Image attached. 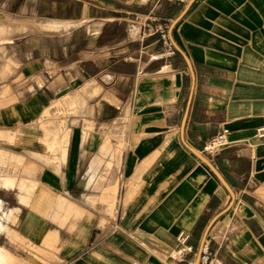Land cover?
I'll return each mask as SVG.
<instances>
[{
	"label": "crops",
	"instance_id": "crops-1",
	"mask_svg": "<svg viewBox=\"0 0 264 264\" xmlns=\"http://www.w3.org/2000/svg\"><path fill=\"white\" fill-rule=\"evenodd\" d=\"M55 1L40 5L60 15L39 17L36 0H0V24L25 14L45 27L21 37L12 25L0 40V133L29 127L57 99L97 97L86 123L55 142L67 143L64 163L40 175L69 197L112 191L91 206L64 202L81 218L61 238L63 264H194L217 215L204 240L212 264H264V0ZM223 129L227 145L204 153ZM10 257L0 246V264Z\"/></svg>",
	"mask_w": 264,
	"mask_h": 264
},
{
	"label": "rangeland",
	"instance_id": "rangeland-1",
	"mask_svg": "<svg viewBox=\"0 0 264 264\" xmlns=\"http://www.w3.org/2000/svg\"><path fill=\"white\" fill-rule=\"evenodd\" d=\"M40 4L41 0H36L37 13L41 15L39 17L60 15L61 11L59 8H55L56 6L52 8L53 10H47ZM23 15L25 14H22L19 19L8 15L5 17L3 24H0V40L9 39L12 25H14L15 33H19L21 37L26 36V31L30 28L36 30L45 28L42 22L36 23L35 20ZM85 87L84 85L83 88L85 89ZM98 92H100V88L95 89V93ZM67 98L54 101L52 106L46 108L35 123L15 131L13 136L7 137L5 133H0V203L2 201L1 206L4 210L2 216L6 218L13 214L15 218L18 217L17 223L14 221L15 223L3 224V221L0 220V230L7 228L0 231V246L11 255L8 264H63L64 262L59 256L60 249L63 247L60 243L61 238L65 237V229L74 233L77 222L81 218L80 215L76 216L75 212L77 211L64 209V202L72 199L78 204L91 206L90 204L96 203L97 200L99 202L103 199L106 200L112 193L110 189L100 188L94 190V197L93 194L85 196L86 193H91L88 189L85 193L79 194L70 191V198L64 192L62 195L55 191L59 188L55 187V179L48 173H43L44 175L40 176L46 168H58L61 161L64 163L67 143L64 144V141L60 144L55 142L61 141L64 136L68 137L71 131L69 129H73L80 122L86 123V119L93 115L92 104L95 103L97 97L87 92L84 95L77 94L73 100ZM63 104L67 107L62 111ZM121 120L126 123L128 117H122ZM121 132L123 135L124 130L121 129ZM86 133L85 131L87 137L88 133ZM116 137L120 138V136ZM115 147L116 150H112V156L118 158L124 145L117 144ZM100 149L101 155L107 156L110 149L108 137L105 138ZM85 163L84 159L81 166L84 167ZM6 176L10 179L7 180ZM94 178L95 176L92 180H85L83 184H80L81 178L78 184L84 185L85 188L89 187ZM116 178L120 183V178L118 176ZM2 180H7V182ZM97 180L102 183L106 178L100 177ZM21 183L24 184V187L20 186ZM120 195L121 193L117 190L116 201H119ZM22 199L26 201L23 202ZM40 200L41 203L37 206L36 203ZM43 201L46 204L45 207H41ZM29 219L32 221L30 229L27 228ZM11 223L15 224V230L11 228ZM22 228L34 236V239L29 240L26 235L21 234ZM60 228L63 229L62 233H60Z\"/></svg>",
	"mask_w": 264,
	"mask_h": 264
},
{
	"label": "built area",
	"instance_id": "built-area-1",
	"mask_svg": "<svg viewBox=\"0 0 264 264\" xmlns=\"http://www.w3.org/2000/svg\"><path fill=\"white\" fill-rule=\"evenodd\" d=\"M179 3H185L188 0H173ZM162 38L164 41H167V47L171 52H173V49L171 48V44L167 39L166 34H162ZM228 129H223L220 132H218L215 136L210 138L203 146V152L207 154H214L221 148L227 145L228 143ZM256 134L258 136H264V127H260L256 130ZM188 264H193V262H188ZM198 264H212V252L209 249L208 242H204L203 246L201 248L200 257H199V263Z\"/></svg>",
	"mask_w": 264,
	"mask_h": 264
},
{
	"label": "water",
	"instance_id": "water-1",
	"mask_svg": "<svg viewBox=\"0 0 264 264\" xmlns=\"http://www.w3.org/2000/svg\"><path fill=\"white\" fill-rule=\"evenodd\" d=\"M186 9H187V7L184 9V11L172 22V24L170 25V30H171V28L174 26V24L180 19V17L184 14V12L186 11ZM175 45V48L178 50V51H180V49L178 48V46L176 45V44H174ZM181 52V51H180ZM183 54V53H182ZM183 56H184V58L186 59V61H187V63H188V66H189V68H190V70H191V73H192V76H193V72H192V68H191V65H190V63H189V61H188V59H187V57L183 54ZM190 97H191V93H190V96H189V99H190ZM189 99H188V105H189ZM188 107V106H187ZM187 110H188V108L186 109V112H185V114H184V117H183V120H182V125H181V129L183 130V126H184V123H185V119H186V116H187ZM200 159H202L218 176H219V178H220V180L224 183V184H226L225 182H224V180L220 177V175L217 173V171L214 169V167L200 154V153H198L197 151H195V150H193V149H191ZM232 194V193H231ZM232 202V201H231ZM218 217V215L217 216H215L214 218H213V220L211 221V223L216 219ZM211 223L209 224V226L211 225ZM209 226L207 227V230H208V228H209ZM207 230H206V233H207ZM206 233H205V236H206ZM205 236H204V238H203V240H202V242H201V245H200V248H199V250H198V254H197V257H196V260H195V263L194 264H198L199 263V257H200V252H201V248H202V246H203V243H204V240H205Z\"/></svg>",
	"mask_w": 264,
	"mask_h": 264
},
{
	"label": "bare ground",
	"instance_id": "bare-ground-1",
	"mask_svg": "<svg viewBox=\"0 0 264 264\" xmlns=\"http://www.w3.org/2000/svg\"><path fill=\"white\" fill-rule=\"evenodd\" d=\"M131 34H132V37H134V34H135V28L132 30ZM2 178H3V177H2ZM6 178H7V176H6ZM6 178H5V179H6ZM3 179H4V178H3ZM9 179H10V177H9ZM9 179L7 178V180H9ZM7 180H2V181H6V182H7ZM11 180H12V178H11ZM11 180H10V181H11ZM13 181H14V179H13ZM13 181H11V183H13ZM14 184H15V183H14ZM14 184H13V185H14ZM10 186H12V185H10ZM20 186L24 187V184L21 183ZM27 189L29 190V188H27ZM22 200H24V202L26 201L25 199H22ZM36 205L38 206V204H36ZM33 207H34V206H33ZM165 262H166V261H165Z\"/></svg>",
	"mask_w": 264,
	"mask_h": 264
},
{
	"label": "flooded vegetation",
	"instance_id": "flooded-vegetation-1",
	"mask_svg": "<svg viewBox=\"0 0 264 264\" xmlns=\"http://www.w3.org/2000/svg\"><path fill=\"white\" fill-rule=\"evenodd\" d=\"M1 200V199H0ZM2 201H1V203H0V211H1V213H0V220H1V217L3 218V216H2V213H3V211L4 210H2ZM0 231H2V229L0 230Z\"/></svg>",
	"mask_w": 264,
	"mask_h": 264
}]
</instances>
